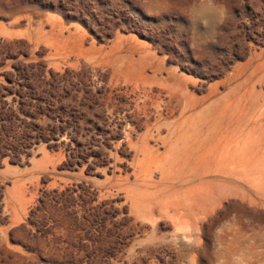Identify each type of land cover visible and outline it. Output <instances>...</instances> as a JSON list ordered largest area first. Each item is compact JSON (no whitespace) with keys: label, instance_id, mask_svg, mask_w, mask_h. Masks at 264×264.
I'll return each instance as SVG.
<instances>
[{"label":"rangeland","instance_id":"1","mask_svg":"<svg viewBox=\"0 0 264 264\" xmlns=\"http://www.w3.org/2000/svg\"><path fill=\"white\" fill-rule=\"evenodd\" d=\"M0 264H264V0H0Z\"/></svg>","mask_w":264,"mask_h":264}]
</instances>
